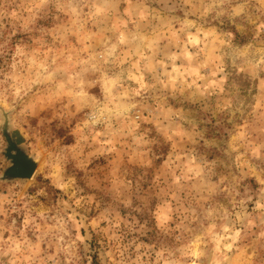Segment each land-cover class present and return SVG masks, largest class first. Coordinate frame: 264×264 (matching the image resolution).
<instances>
[{
    "label": "rangeland",
    "instance_id": "1",
    "mask_svg": "<svg viewBox=\"0 0 264 264\" xmlns=\"http://www.w3.org/2000/svg\"><path fill=\"white\" fill-rule=\"evenodd\" d=\"M0 264H264V0H0Z\"/></svg>",
    "mask_w": 264,
    "mask_h": 264
},
{
    "label": "water",
    "instance_id": "2",
    "mask_svg": "<svg viewBox=\"0 0 264 264\" xmlns=\"http://www.w3.org/2000/svg\"><path fill=\"white\" fill-rule=\"evenodd\" d=\"M5 133L8 141L5 156L10 161V164L3 173V179L32 178L37 168V162L23 149V136L19 130L9 134L8 124L5 126Z\"/></svg>",
    "mask_w": 264,
    "mask_h": 264
}]
</instances>
